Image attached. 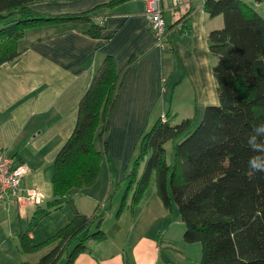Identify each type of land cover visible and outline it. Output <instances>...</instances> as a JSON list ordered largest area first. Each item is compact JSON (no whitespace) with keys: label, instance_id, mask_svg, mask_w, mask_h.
Instances as JSON below:
<instances>
[{"label":"trees","instance_id":"trees-1","mask_svg":"<svg viewBox=\"0 0 264 264\" xmlns=\"http://www.w3.org/2000/svg\"><path fill=\"white\" fill-rule=\"evenodd\" d=\"M38 1L45 0H0V64L19 56L18 40L27 28L82 21L89 23L86 31L91 36L103 28L95 20L97 6L48 14L31 8ZM203 7L209 15L223 17L222 27L207 33L208 51L215 57L212 73L218 103L205 106L195 126L192 117L173 123L165 114L144 130L140 142L144 166L137 179L129 178L126 191L132 190L135 204L153 174L164 207L177 208L183 240L200 243L199 264H264V171L249 165L252 157L264 161V133L255 131L264 123V15L244 0H204ZM132 61L118 69L113 57L105 55L99 63L78 104L75 127L53 160L51 196L35 210L30 227L18 234L23 251L52 241L55 245L38 261L20 264H55L62 255L64 264H72L88 240L106 238L100 229L102 213L79 211L73 195L96 181L102 152L95 139L105 153L110 116ZM253 138L262 150L253 149ZM168 141L173 145L172 163L166 158ZM65 202L72 207L69 220L32 244L31 226Z\"/></svg>","mask_w":264,"mask_h":264},{"label":"crops","instance_id":"crops-1","mask_svg":"<svg viewBox=\"0 0 264 264\" xmlns=\"http://www.w3.org/2000/svg\"><path fill=\"white\" fill-rule=\"evenodd\" d=\"M110 1L32 3L34 11L48 14L76 13L97 6L95 20L103 28L98 36L88 34L89 23L82 21L48 22L27 28L18 40L19 56L0 64V156H13L27 166L20 193L23 187L37 186L45 194L39 207L2 204L7 209L6 240L11 238L17 253H21L18 234L30 227L35 210L42 208L51 196L53 160L75 127L78 104L105 55L113 57L118 69L133 59L110 116L109 136L126 129L143 132L165 114L166 101L176 113L195 111L194 104L204 108L218 103L212 73L215 57L208 51L207 33L222 27L221 14L209 15L203 7L204 0H189L176 6L166 1L163 13L168 33L160 47L154 43L143 0ZM95 185L77 193L85 194ZM131 199L132 190L125 188L121 199L117 198L114 214L111 206L115 201L111 197L109 206L100 201L89 212L81 211L73 197L79 211L102 213L100 229L106 238L100 242L88 240L72 264H199L198 246L183 240L180 217L173 220L174 224L167 222L172 209L167 210L161 200L159 207L154 196L149 201L142 199L136 206ZM150 202L155 209H149ZM56 229L57 225L52 233L43 231L36 237L35 228H31V243L42 242ZM50 245L55 242L47 246ZM9 249L11 252V246ZM15 259L13 254L10 262ZM24 261L32 262L21 255L18 264Z\"/></svg>","mask_w":264,"mask_h":264},{"label":"rangeland","instance_id":"rangeland-1","mask_svg":"<svg viewBox=\"0 0 264 264\" xmlns=\"http://www.w3.org/2000/svg\"><path fill=\"white\" fill-rule=\"evenodd\" d=\"M249 5H252L258 12H260L262 15H264V0H244ZM165 84H163L164 89ZM195 111L192 109L191 111H185V112H174L170 108V102L166 101L165 103V114H168L171 121L173 123L179 122L184 117H192L193 118V125H197L199 120L201 119L202 113H203V107H198L194 104ZM168 111V112H167ZM164 114V115H165ZM163 116V115H162ZM161 116V117H162ZM110 129V128H109ZM148 129V128H147ZM109 133V131H108ZM141 135L142 131H136L135 129L125 131H121L116 134H112L109 136L107 134V150L104 153L102 149V145L100 141L96 138L95 144L98 146L99 149H101L102 152V158H101V164H100V170L98 173V176L96 178V181L93 184H96L94 188L88 189L87 193L85 194H79L77 191L73 195L75 204L81 211H92L98 204V202L103 201V203H106V207L109 206L110 197L113 198V201H115V204L111 206L112 211L116 212L117 205L119 200L121 199L122 195L125 192V188L129 183V178L131 176H135L136 179L139 177V175L142 172L143 166H144V160L141 158ZM111 137V138H110ZM110 139H111V145H110ZM166 149V158L168 163L173 162V145L171 141L166 142L165 144ZM110 168V169H109ZM132 174V175H131ZM124 178V179H123ZM118 183H119V189H118ZM131 193V192H130ZM91 195V197L89 196ZM106 195V197H104ZM92 196L97 197L92 198ZM154 196L155 200L158 202L159 207H162L161 199L159 198L156 187H155V179L154 175L152 174L150 176L148 185L143 192L141 198L133 205H138L139 202L143 199L144 201ZM104 197V199H102ZM115 197V198H114ZM130 197V194L129 196ZM117 198L119 200H117ZM0 204V264H18L21 261V255L23 259L36 262L38 259L44 255L47 251H49L53 246H47L48 243H45L43 245H40L36 250L31 251H23L20 248L21 253H17L15 251L13 246V241L10 239L6 240L7 238V209ZM103 206H99V208L102 209ZM135 208V207H134ZM149 209H155L154 203L150 202ZM9 211H11V208H9ZM149 212H152L153 210H148ZM12 216H15V214L12 212ZM72 215V207L70 204L65 202L61 208L59 209H53L51 211V214L49 216L41 217L39 218L35 224L31 226V228H35V235L36 237L39 232L48 231L51 230L50 233H52L54 230V226L57 225V229L60 228L65 224L66 221L69 220L70 216ZM14 218L19 220V216L16 215ZM175 218H179V214L177 211V208L175 205L172 207L171 214L167 217V222L172 221L171 224H174L173 220ZM25 222V219H24ZM109 222V221H108ZM26 226L29 227L28 222H25ZM164 223L166 221L164 220ZM94 227L92 228V230ZM37 239V238H36ZM190 244H195V246H198L197 252L199 250V254L201 253V246L199 242H192ZM10 246H11V252H10ZM10 252V253H9ZM16 252V253H15ZM13 254L15 257L17 256V260L15 259V262H10L12 260ZM65 262V256H60L55 264H64Z\"/></svg>","mask_w":264,"mask_h":264},{"label":"built area","instance_id":"built-area-1","mask_svg":"<svg viewBox=\"0 0 264 264\" xmlns=\"http://www.w3.org/2000/svg\"><path fill=\"white\" fill-rule=\"evenodd\" d=\"M169 1L172 6L180 5L189 0H143V12L152 32L154 43L163 46L168 33V26L164 17V3ZM164 118V115L162 116ZM25 164L17 162L13 156L4 154L0 156V202L9 205L17 204H40L45 194L37 186L23 187L20 193L21 180L27 174Z\"/></svg>","mask_w":264,"mask_h":264},{"label":"clouds","instance_id":"clouds-1","mask_svg":"<svg viewBox=\"0 0 264 264\" xmlns=\"http://www.w3.org/2000/svg\"><path fill=\"white\" fill-rule=\"evenodd\" d=\"M255 131L257 133H264V123L260 124ZM253 140H250V144L253 147L254 150H262V146L255 144ZM249 165L251 168L257 170V171H264V161H261L259 157H252L249 161Z\"/></svg>","mask_w":264,"mask_h":264}]
</instances>
